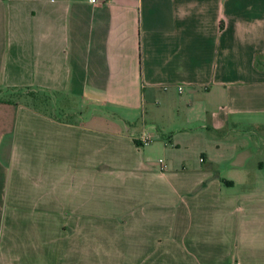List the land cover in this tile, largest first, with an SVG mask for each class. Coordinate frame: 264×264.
<instances>
[{"label": "crops", "instance_id": "0c3cea01", "mask_svg": "<svg viewBox=\"0 0 264 264\" xmlns=\"http://www.w3.org/2000/svg\"><path fill=\"white\" fill-rule=\"evenodd\" d=\"M239 126L264 0H0V264H264L263 159L212 136Z\"/></svg>", "mask_w": 264, "mask_h": 264}, {"label": "rangeland", "instance_id": "374dc122", "mask_svg": "<svg viewBox=\"0 0 264 264\" xmlns=\"http://www.w3.org/2000/svg\"><path fill=\"white\" fill-rule=\"evenodd\" d=\"M15 95H16L17 98H19L22 101L23 100H27V101L30 100L31 101L32 97L34 96L33 102H34V104L36 106L43 107L46 110H50L52 112L53 111H55L56 113L59 112V109H58L59 108V104H58V99L59 98L56 97V95H53V94H47L46 95L45 93H42L40 91L32 93V92H30V90H26V89L25 90L19 89L18 93L15 92ZM149 118L150 117H144V119H145L144 131L150 133L149 137L151 138V141H153L154 139H156V137H158V133L156 132V127H155L156 124L153 123L152 121H150ZM252 129L256 131L257 135H253V136H250V137L244 136L241 133H244L245 131H248V128L244 127V126H242V127L239 126L238 129H235V131H237V130L241 131L239 135L236 134L234 130H230L228 135H227L228 137L226 139L221 137V134H219V132H218V134H217V132L216 133H212V136H215V138H219L220 147H222L224 145L227 146V144H233V142L237 143V145L239 144V142H244L245 143L244 147L250 149L251 153H252L246 159V162H247L246 164L254 162L257 158H262L263 162H264V154L262 152H260L261 151V147L260 146H262V145H260L261 141H264V131H261L263 129H261L259 127H254ZM230 135H233L234 137L231 138ZM151 141L149 143H152ZM179 151H182V150L180 149ZM149 152L152 154L151 155V160L157 162L158 158L163 159V156H162V154L160 152L157 153V152H154L153 150H151ZM183 152H185V151H183ZM183 155L185 156V154H183ZM186 156H188V155L186 154ZM196 158H197V155H196ZM262 171L264 173V165H263Z\"/></svg>", "mask_w": 264, "mask_h": 264}, {"label": "built area", "instance_id": "2783aa9c", "mask_svg": "<svg viewBox=\"0 0 264 264\" xmlns=\"http://www.w3.org/2000/svg\"><path fill=\"white\" fill-rule=\"evenodd\" d=\"M89 2H91V3H102V2H105V1H108V0H88ZM150 137H149V134H146V133H143L141 136H140V140L141 141H147L148 139H149ZM199 159H201V158H199ZM161 159L160 158H158V161H160Z\"/></svg>", "mask_w": 264, "mask_h": 264}, {"label": "trees", "instance_id": "16d2710c", "mask_svg": "<svg viewBox=\"0 0 264 264\" xmlns=\"http://www.w3.org/2000/svg\"><path fill=\"white\" fill-rule=\"evenodd\" d=\"M26 88H23V90H25ZM19 90V89H18ZM18 90L16 91L18 93ZM27 90V89H26ZM20 92V91H19ZM15 95V94H14ZM16 96V95H15Z\"/></svg>", "mask_w": 264, "mask_h": 264}]
</instances>
